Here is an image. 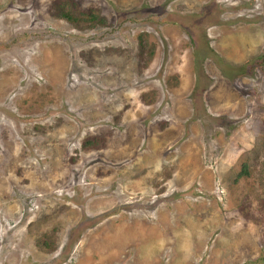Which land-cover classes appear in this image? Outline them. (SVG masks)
<instances>
[{
  "label": "rangeland",
  "instance_id": "1",
  "mask_svg": "<svg viewBox=\"0 0 264 264\" xmlns=\"http://www.w3.org/2000/svg\"><path fill=\"white\" fill-rule=\"evenodd\" d=\"M0 264H264V0H0Z\"/></svg>",
  "mask_w": 264,
  "mask_h": 264
},
{
  "label": "trees",
  "instance_id": "2",
  "mask_svg": "<svg viewBox=\"0 0 264 264\" xmlns=\"http://www.w3.org/2000/svg\"><path fill=\"white\" fill-rule=\"evenodd\" d=\"M64 17H65V18H69V17L66 16V15H65ZM246 66H247V65H246ZM247 67H248V66H247ZM251 68H253V66L248 67V70L251 69Z\"/></svg>",
  "mask_w": 264,
  "mask_h": 264
}]
</instances>
